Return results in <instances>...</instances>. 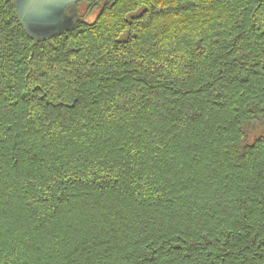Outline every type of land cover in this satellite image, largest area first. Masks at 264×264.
<instances>
[{"label":"trees","instance_id":"16d2710c","mask_svg":"<svg viewBox=\"0 0 264 264\" xmlns=\"http://www.w3.org/2000/svg\"><path fill=\"white\" fill-rule=\"evenodd\" d=\"M15 1L0 264H264V0H80L42 39Z\"/></svg>","mask_w":264,"mask_h":264},{"label":"water","instance_id":"95a60500","mask_svg":"<svg viewBox=\"0 0 264 264\" xmlns=\"http://www.w3.org/2000/svg\"><path fill=\"white\" fill-rule=\"evenodd\" d=\"M80 0H16L15 7L28 34L46 38L73 27L79 13L71 9Z\"/></svg>","mask_w":264,"mask_h":264},{"label":"rangeland","instance_id":"374dc122","mask_svg":"<svg viewBox=\"0 0 264 264\" xmlns=\"http://www.w3.org/2000/svg\"><path fill=\"white\" fill-rule=\"evenodd\" d=\"M85 7H86V4L85 3L82 4L79 7V11L81 13H83V14L85 13ZM97 14H98V9H95L90 15H88L87 20L88 21H94L96 19V17H97ZM258 133H259V135L260 134L264 135V129L259 130Z\"/></svg>","mask_w":264,"mask_h":264},{"label":"flooded vegetation","instance_id":"af4514ba","mask_svg":"<svg viewBox=\"0 0 264 264\" xmlns=\"http://www.w3.org/2000/svg\"><path fill=\"white\" fill-rule=\"evenodd\" d=\"M73 11V10H72Z\"/></svg>","mask_w":264,"mask_h":264}]
</instances>
